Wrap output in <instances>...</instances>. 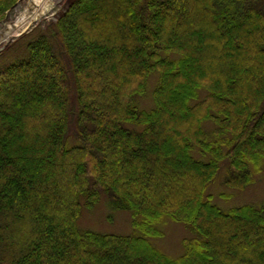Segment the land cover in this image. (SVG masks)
<instances>
[{
  "label": "trees",
  "instance_id": "obj_1",
  "mask_svg": "<svg viewBox=\"0 0 264 264\" xmlns=\"http://www.w3.org/2000/svg\"><path fill=\"white\" fill-rule=\"evenodd\" d=\"M22 47L0 54V264H264V204L206 195L224 162L244 189L264 160V0H75ZM102 194L132 234L79 229ZM164 217L192 234L177 258L152 242Z\"/></svg>",
  "mask_w": 264,
  "mask_h": 264
},
{
  "label": "rangeland",
  "instance_id": "obj_2",
  "mask_svg": "<svg viewBox=\"0 0 264 264\" xmlns=\"http://www.w3.org/2000/svg\"><path fill=\"white\" fill-rule=\"evenodd\" d=\"M74 1L49 0L48 5L41 10L36 21H31L32 23L29 24L26 19L37 12V7L33 5L32 0H20L0 21V54L14 48H17L18 54H22L24 43L36 36L46 34L47 29L66 14ZM158 77L159 74L154 73L149 80L147 92L136 98L139 106L143 109L151 110L154 107L153 92ZM67 83L70 106L71 109H74L76 105L72 79H69ZM213 127L212 124H207L205 128L212 131ZM78 130V124L73 120L68 137L69 144L72 146L77 144L75 134ZM108 166H111L110 163ZM228 172L229 164L224 162L218 175L206 190V195L211 197L212 202L217 207L223 211H229L243 205L261 207L264 204V160L261 167L255 169L252 182L244 189H232L226 186L225 180ZM183 178L185 179V177ZM160 184H162L161 181ZM162 192L163 190L159 188L152 193V198L159 199ZM78 227L82 231L90 230L102 234L130 235L134 232L132 214L127 211L115 210L111 199L105 194H102L101 200L93 208L84 207L82 209ZM157 227L163 236L153 239V245L171 257L181 256L185 250L184 240L192 235L190 229L184 224L174 222L167 217H164L157 224Z\"/></svg>",
  "mask_w": 264,
  "mask_h": 264
},
{
  "label": "bare ground",
  "instance_id": "obj_3",
  "mask_svg": "<svg viewBox=\"0 0 264 264\" xmlns=\"http://www.w3.org/2000/svg\"><path fill=\"white\" fill-rule=\"evenodd\" d=\"M49 0H32L33 5H35L37 7V12H35V14H33V16L29 17L26 19V21L30 24L34 21H36L37 16L39 15V13L41 12V10L45 9V7L48 5ZM32 21V22H31Z\"/></svg>",
  "mask_w": 264,
  "mask_h": 264
}]
</instances>
